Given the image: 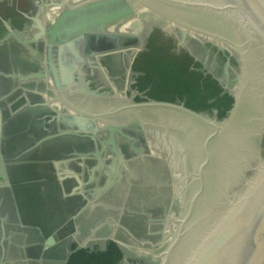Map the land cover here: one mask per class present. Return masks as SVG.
<instances>
[{
	"label": "rangeland",
	"instance_id": "obj_1",
	"mask_svg": "<svg viewBox=\"0 0 264 264\" xmlns=\"http://www.w3.org/2000/svg\"><path fill=\"white\" fill-rule=\"evenodd\" d=\"M79 1L81 0H0V187L9 183L12 186L10 194L13 189L18 190L15 185L19 176L10 170L20 164L27 167V162L31 164L29 170L33 169V159L25 160L23 164L22 158L26 156L24 152L31 154L36 151L46 153L50 158L38 161L39 165L35 167L46 171L44 174H48L52 181L56 178L57 183L54 184L56 189L48 196L41 194L36 198L40 203L39 207L20 206L16 209L20 213L19 218L8 217L3 235L9 239L8 251L11 254L1 257L0 264H64L71 249L78 245L88 248L103 246L101 236L94 238V235H88L92 224L83 225V217L77 219L76 216L73 222L70 210L67 211V216L66 209L71 206L65 203L71 192L76 193L77 188L70 190L71 184L77 183L76 177L88 180L83 193L88 199L90 215L96 217L98 212L115 214L118 222L120 217L121 224L123 219L135 217L132 219L134 224L130 220L124 222V226H128L135 237L130 238L119 232L123 238L117 239L122 247V263L160 264L161 254L177 228V220L179 221L183 209L182 172L156 143L126 123L115 124L121 133L114 132L113 144H108L102 153L103 166L94 171L91 177V169L96 163L94 153L109 137L108 123L81 114L66 105L51 78L46 57L51 27L62 12ZM147 8L126 13L102 25L105 31L92 28L82 32L81 63L71 75L75 74L81 85L84 84V88L94 93L78 92L87 96L113 97L124 102L147 101L145 96L132 88L135 73L130 63L133 53L142 50L140 45L145 46L147 36L154 28L171 37L178 48L189 51L203 64L206 72L220 77L222 85L229 90L232 89L231 85H237V81L232 84L230 82L231 78H237L241 74L242 58L235 47ZM7 24L22 42L9 33ZM37 31L42 32L38 35ZM183 31H187L184 36ZM1 45L6 46L1 48ZM218 46L231 59L229 67L219 59L216 50ZM33 51L40 58L34 57ZM14 55L18 58L15 59ZM221 64L224 65L223 69L218 67ZM38 72L42 73V77L32 74ZM230 91L234 92L233 89ZM67 93L71 94L68 90ZM135 95L141 96L142 101H136ZM201 116L216 121L220 119L216 117L215 110L203 112ZM34 141L38 142L33 144ZM113 150L123 155L120 166H116L117 156H114ZM48 162L51 167H56L50 173ZM150 163L153 165L152 169L167 181L165 190L157 187V180L162 178L159 173L158 178L151 176ZM68 167L79 173L78 176L74 172L69 176ZM138 184H147L150 192L147 194L142 189L135 192L133 185ZM61 187L66 188L60 190ZM136 196L139 198L135 199ZM123 197H126L124 201ZM2 199L0 189V204L4 206ZM18 199H23V195L19 194ZM102 199L114 209L99 211L96 203ZM137 201L149 203V217L133 206ZM162 202L165 206H162ZM92 203L95 205L92 206ZM56 219L63 222L55 231L53 224ZM77 225L78 231L74 229ZM37 226L52 228L50 236L40 237L34 229ZM20 227L25 228L19 236ZM1 234L0 232V236ZM22 236L24 242L20 243ZM110 237H113V233ZM19 250L26 254L18 256Z\"/></svg>",
	"mask_w": 264,
	"mask_h": 264
},
{
	"label": "water",
	"instance_id": "obj_2",
	"mask_svg": "<svg viewBox=\"0 0 264 264\" xmlns=\"http://www.w3.org/2000/svg\"><path fill=\"white\" fill-rule=\"evenodd\" d=\"M141 5L242 51L237 97L223 123L171 102L87 96L94 92L71 75L81 63L82 32L105 31L102 25ZM46 57L63 102L108 123L109 137L94 153L91 177L114 132L121 133L115 124L126 123L156 143L182 172L183 209L160 264H264V0H81L52 25ZM116 159V166L122 164L121 155Z\"/></svg>",
	"mask_w": 264,
	"mask_h": 264
},
{
	"label": "trees",
	"instance_id": "obj_3",
	"mask_svg": "<svg viewBox=\"0 0 264 264\" xmlns=\"http://www.w3.org/2000/svg\"><path fill=\"white\" fill-rule=\"evenodd\" d=\"M171 37L154 28L147 37L146 49L137 53L131 63L132 88L154 101H182L192 111H211L223 116L232 97L221 94V87L210 74L195 69L200 63L182 49L176 52ZM193 66L194 68H190ZM136 101H142L135 95ZM123 252L113 240L103 248L80 247L71 252L64 264H124Z\"/></svg>",
	"mask_w": 264,
	"mask_h": 264
},
{
	"label": "crops",
	"instance_id": "obj_4",
	"mask_svg": "<svg viewBox=\"0 0 264 264\" xmlns=\"http://www.w3.org/2000/svg\"><path fill=\"white\" fill-rule=\"evenodd\" d=\"M5 44V43H4ZM1 48H5L6 45H1ZM11 47H14L13 45H10ZM8 49V47H6ZM14 58H18V56L14 55ZM135 73V72H134ZM49 78V77H48ZM50 79V78H49ZM38 141H34L33 144H36ZM24 154L26 155L25 157L22 158V160H24L22 163L25 164V160L26 161H30L33 159V166H38L39 163L38 161L40 160H49L48 158V154L44 153H39L38 151L33 152L30 154V152H24ZM43 156V157H42ZM22 164H20L17 168L15 169H11V173H15V175L19 176L18 179V183H16L15 187L18 189L15 191V189H13V193H9V189L12 188L11 184L9 183H5V185L1 186V196H2V204L4 203V206H1L0 204V232L2 233L0 236V258H4V257H8L10 256V252L8 251V237L4 236V231L5 227L7 225V219L10 216H14L15 218H19L20 217V213L17 212V208L24 207L27 205H31L33 208L35 207H39L40 203L38 201V198L41 194L44 196H48V194H50L51 192H53V190H55V186L54 184L56 183V178L50 179L48 174H44V170L40 169V167H35L31 170H29L31 164H29L27 162V167H22ZM68 166V165H67ZM153 165L150 163L149 165V171L151 173L152 177H157L159 172H156V170L152 169ZM51 169H56V167H51V164L48 162V173H50ZM80 171V170H79ZM72 172L76 173L75 171H73L72 169H70V167L67 168V173L72 174ZM32 174V175H30ZM79 173H76V176H78ZM80 174L82 175V171H80ZM14 175V174H12ZM71 176V175H69ZM22 176V177H21ZM48 176V178H47ZM160 176V173H159ZM46 177V179H45ZM161 177V176H160ZM158 178V177H157ZM162 178V177H161ZM70 181L73 182V179H70ZM76 181L77 183L71 184L70 186V190H73V188H77L76 189V193L71 192L72 194H70L71 196L67 199L65 205L68 203L71 207L70 209H66V212L70 210V218H73V222H74V218L77 217V219H79L80 217H83L82 221L83 225L86 224H92V227H88L89 228V232L88 235H94L93 237H98L101 236L102 240H103V246L101 248H103L105 246V243L108 240H116L118 242L117 239H122L123 236L121 234H125L128 235L130 238L135 237V233L132 232L130 230V228L128 226H124V222L125 220H130L133 222L132 219L134 218H129V219H123V223H120V217H119V222H118V216H116L115 214H111V213H99L97 214L96 217H93V215H90V211H89V206H88V199L86 197V195L83 193L84 190L86 191V182L88 180H79L76 177ZM157 187H162L161 189L164 188V190L166 189V185L168 184L167 181L162 178L161 180H157L156 182ZM43 184V185H42ZM67 187V185H66ZM65 187V188H66ZM63 187L60 188V190L65 189ZM150 187H148L147 184H141V186L138 185H133V190L136 192L139 189L144 190V192H147V194L150 192L149 190ZM158 189V188H157ZM19 194L23 195V199H18L19 198ZM152 194V193H151ZM138 196L135 197V199ZM151 197V195L149 196ZM126 197H123V201ZM139 198V197H138ZM61 199V198H60ZM103 200V199H102ZM100 201L98 203H96L97 205H99V211H101V209L104 211L105 208H112L110 205L106 204L103 201ZM111 201V200H110ZM122 201V202H123ZM19 202V205H18ZM35 202H37V204L35 205ZM112 202V201H111ZM114 203V202H112ZM161 203V202H160ZM95 205V203H92V206ZM133 206L137 207L142 214H151L149 210V203H139V201L134 202ZM162 206H165V204H163L162 202ZM114 208H112L113 210ZM13 210V211H12ZM60 211H62V208H60ZM59 211V212H60ZM68 212H67V216H68ZM116 212V211H114ZM54 213V212H53ZM52 213H49V215ZM76 216V217H75ZM89 216V219H88ZM129 216V215H128ZM149 217V216H148ZM117 219V222H115V220ZM153 219V218H152ZM76 220V219H75ZM94 220V221H93ZM93 221V223H92ZM56 223L53 224L54 229L56 231V229L60 226V224L62 225V220L60 219H56L55 220ZM81 223V224H82ZM135 223V221L133 222V224ZM37 224H39V221H37ZM82 225V226H83ZM21 231L19 232V236L22 234L21 232H23V229L25 227H20ZM81 228V227H80ZM87 228V230H88ZM146 228V226H145ZM36 232L39 234L40 237H45L48 236L50 234V231H52V228H40L39 226H37L36 228ZM75 230H79V225L74 227ZM124 233H123V232ZM121 234H120V233ZM113 233V237L111 238L110 235ZM50 236V235H49ZM116 238V239H115ZM20 243L24 242V237H20ZM19 245V244H18ZM23 247V245H20ZM121 247V245H120ZM24 248V247H23ZM122 248V247H121ZM25 251H21L19 250L18 252V256H23L25 255ZM66 260V259H65Z\"/></svg>",
	"mask_w": 264,
	"mask_h": 264
},
{
	"label": "flooded vegetation",
	"instance_id": "obj_5",
	"mask_svg": "<svg viewBox=\"0 0 264 264\" xmlns=\"http://www.w3.org/2000/svg\"><path fill=\"white\" fill-rule=\"evenodd\" d=\"M150 34V33H149ZM148 34V35H149ZM148 37V36H147ZM173 43H174V41H173ZM146 44H147V40H146V43H145V46L143 47V49L142 50H145L146 49ZM175 45H176V43H174ZM230 44V43H229ZM232 45V44H231ZM7 46H9V45H7ZM233 46V45H232ZM233 47H235V46H233ZM236 48V47H235ZM182 50H184V51H187L186 49H183V48H181ZM237 50H238V52L241 54V58H242V51L240 50V49H238V48H236ZM141 50V51H142ZM175 50H176V52H178V51H180V48H178V46L176 45V48H175ZM216 50H217V52H218V54H219V59L221 60H223V63H227L226 64V66L227 67H229V65L228 64H231V59L230 58H228L227 57V53L225 52V51H223L222 50V47H217L216 48ZM189 54H190V52L189 51H187ZM191 55V54H190ZM192 56V58H193V60L194 61H197V62H199L200 63V67H195V69H198V70H200V71H202L204 74H210L211 75V77L212 78H214L217 82H218V84L220 85V87H221V94H223V93H227L229 96H231L232 97V103H231V105H230V107L226 110V112H225V114L223 115V116H219L218 115V111L216 110V109H214V108H212L211 109V111H213V110H215L216 111V117H218V118H220L219 120H212V119H209V120H211V121H214V122H216V123H223L225 120H226V118H227V116H228V114H229V112H230V110L232 109V107H233V104H234V102H235V100H236V97H237V92H238V89H239V85H240V81H241V75H242V61H243V59L241 60V74L236 78V76L235 77H233V78H231L230 79V82H231V84L232 83H234L235 81H237L238 83H237V85L236 86H233V85H231V88L233 89V91L234 92H232V91H230V90H232V89H228V87L227 86H224V85H222V83H221V81H220V77L218 78V77H216V76H214L213 74H211V73H208V72H206L205 70H204V68H203V64L199 61V60H197L196 58H194L193 57V55H191ZM34 58V57H33ZM224 65L223 64H221V66H218V67H220V69H223L222 67H223ZM190 68H194L193 66H190ZM219 69V68H218ZM230 69H231V67H230ZM171 103H173V104H176V105H179V106H184V103L182 102V101H175V102H171ZM203 112H209V111H201V112H197V113H199V115L201 116V113H203ZM205 118V117H204ZM207 119V118H206ZM95 165H96V163H95ZM94 165V166H95ZM121 164H119V166H120ZM103 166V163L100 165V168ZM99 168V169H100ZM98 169V170H99ZM97 171V170H96ZM73 246V245H72ZM72 249H74V248H72ZM71 249V250H72ZM68 256V255H67Z\"/></svg>",
	"mask_w": 264,
	"mask_h": 264
},
{
	"label": "bare ground",
	"instance_id": "obj_6",
	"mask_svg": "<svg viewBox=\"0 0 264 264\" xmlns=\"http://www.w3.org/2000/svg\"><path fill=\"white\" fill-rule=\"evenodd\" d=\"M148 9L147 8V6L146 5H143V6H140V7H138V9H136V11H138L139 9ZM183 33H184V31H183ZM187 33V31H185V34ZM205 34V33H204ZM206 35H208V34H206ZM209 37H211V38H213L214 40H217V41H220L221 39H218V38H215L214 36H211V35H208ZM113 152V154H114V156L116 155H118L119 156V153L117 152V150H113L112 151ZM122 156V158H123V155H121ZM160 219H162V218H160ZM163 221H166V219H162ZM177 222H178V220H177ZM178 225V224H177ZM133 240H135V239H133ZM135 241H137V240H135ZM161 256L163 257V254H161Z\"/></svg>",
	"mask_w": 264,
	"mask_h": 264
}]
</instances>
